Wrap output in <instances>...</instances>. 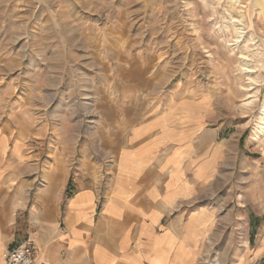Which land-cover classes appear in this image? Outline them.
<instances>
[{"label":"rangeland","instance_id":"374dc122","mask_svg":"<svg viewBox=\"0 0 264 264\" xmlns=\"http://www.w3.org/2000/svg\"><path fill=\"white\" fill-rule=\"evenodd\" d=\"M192 103L264 156V0H0V163L33 155V193L84 155L106 174L123 124Z\"/></svg>","mask_w":264,"mask_h":264},{"label":"crops","instance_id":"0c3cea01","mask_svg":"<svg viewBox=\"0 0 264 264\" xmlns=\"http://www.w3.org/2000/svg\"><path fill=\"white\" fill-rule=\"evenodd\" d=\"M180 109L123 124L106 174L84 155L74 178L47 169L34 193V156L17 145L0 163V264L24 243L46 264H264L257 141L204 104Z\"/></svg>","mask_w":264,"mask_h":264},{"label":"built area","instance_id":"2783aa9c","mask_svg":"<svg viewBox=\"0 0 264 264\" xmlns=\"http://www.w3.org/2000/svg\"><path fill=\"white\" fill-rule=\"evenodd\" d=\"M4 264H46L37 260L32 243H24L9 250Z\"/></svg>","mask_w":264,"mask_h":264},{"label":"bare ground","instance_id":"6f19581e","mask_svg":"<svg viewBox=\"0 0 264 264\" xmlns=\"http://www.w3.org/2000/svg\"><path fill=\"white\" fill-rule=\"evenodd\" d=\"M232 1H237V0H232ZM260 135H264V106L261 110V122H260ZM260 139V138H258Z\"/></svg>","mask_w":264,"mask_h":264},{"label":"trees","instance_id":"16d2710c","mask_svg":"<svg viewBox=\"0 0 264 264\" xmlns=\"http://www.w3.org/2000/svg\"><path fill=\"white\" fill-rule=\"evenodd\" d=\"M69 188H70V185H69Z\"/></svg>","mask_w":264,"mask_h":264}]
</instances>
